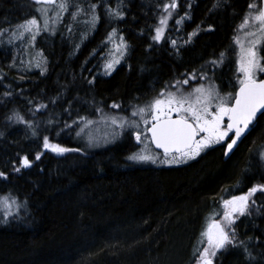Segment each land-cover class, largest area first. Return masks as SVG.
<instances>
[{"label":"trees","instance_id":"1","mask_svg":"<svg viewBox=\"0 0 264 264\" xmlns=\"http://www.w3.org/2000/svg\"><path fill=\"white\" fill-rule=\"evenodd\" d=\"M260 1L177 0L166 39L156 43L151 37L171 0H67L55 30L35 32L27 47L29 36H13L21 23L39 16L38 5L0 0V172L7 176L0 177V194L22 205L6 222L0 217V264H164L172 250L179 257L173 264H198L206 247L202 233L221 216L222 200L264 184V112L229 157L225 141L172 165L128 162L137 147L131 129L94 149L79 122L113 104L123 112L149 101L221 53L223 62L212 75L227 88L237 62L234 35L248 5ZM86 4L97 6L99 19L83 25L74 10ZM117 10L122 20L110 14ZM118 38L121 60L107 74L106 55ZM172 39L179 51L168 43ZM13 113L23 122L9 121ZM44 137L76 151L54 153L43 147ZM25 156L27 168L21 166ZM250 211L239 216L235 233L251 257L228 246L214 264H264L259 192L250 198Z\"/></svg>","mask_w":264,"mask_h":264},{"label":"snow or ice","instance_id":"2","mask_svg":"<svg viewBox=\"0 0 264 264\" xmlns=\"http://www.w3.org/2000/svg\"><path fill=\"white\" fill-rule=\"evenodd\" d=\"M33 2L36 5L45 6L57 4V0H33ZM178 6L177 0H171V3L163 5V11L166 15L160 18L159 26L154 29L155 34L151 37L154 42L160 43L166 39L164 34L167 29V21ZM58 7L61 11H67V0H60ZM96 7V5H91L93 13H95ZM248 7L256 8L257 6L249 4ZM37 10L44 15L43 27L47 30V9L38 8ZM110 14L116 19L122 20L124 18V13L119 10ZM75 15L76 13H73V18H75ZM57 16H59V13H57ZM184 18L177 19L176 24H180ZM254 18L260 24V31H264V7L259 9ZM92 19L95 22L99 17L94 14ZM244 24H248L247 18H245ZM18 27L29 33L35 29L38 33L41 25L35 17H32L25 20ZM115 31L113 29V33ZM192 35H195V33H192ZM32 38L35 39V36ZM236 42L239 43L238 40ZM168 43L176 51H179L175 39L168 41ZM255 46V41H253L252 45L244 51L239 62V72L243 73V79L239 81V91L232 98L231 104L219 97L214 86L204 87L201 85L187 94L181 90V86L187 85L189 80H210L206 72L201 69L200 72H192L184 80L177 81L175 85H172L176 88L175 92L161 91L158 97L148 104L142 107H133L130 115L131 117H140L139 121L129 118L111 119L110 122L117 130V134L131 129L137 144H143L146 140H150L157 149L163 150V159H161L160 154L153 155L147 149H144L130 154L126 160L133 164H156L158 161L169 165L186 163L187 160L194 159L210 146L229 140L230 142L225 146L227 152H231L233 146L236 145L241 136L249 129V125L256 119L257 113L264 110V79L257 80L256 78L257 71L264 72V67L261 66V58L258 56L257 51L254 50ZM126 47L125 45V51ZM223 57L224 54L221 53L219 59L211 61L210 64L214 67L218 63H222ZM115 63H119V61L117 60ZM105 68L114 70L113 63L106 64ZM107 74H111L110 71ZM5 95H11V93L6 92ZM111 107L119 108L120 106L113 104ZM39 110L40 107H37L36 111ZM146 114L149 118H145ZM8 120L17 123L23 122L22 117L16 113L9 116ZM80 120L85 121L86 118L81 117ZM51 122L49 121V123ZM74 123L77 122L74 121ZM28 126L31 127L30 124ZM77 134L79 135V133ZM94 143V141H89L90 145ZM43 147L57 154L76 151L75 149L62 147L59 144H52L47 137H44ZM35 159L39 160L40 156L37 155ZM21 166L25 168L31 166L27 156L22 158ZM14 171L19 172L20 168L16 167ZM0 177L7 179L4 172H0ZM258 192L264 196V184L251 187L246 195L233 197L223 202L225 207V211L221 214L223 221L213 220L206 231L202 233L206 237L207 246L199 251L198 264H214L217 253H222L228 246H239L251 257L244 241L237 238L234 225L238 216L251 215L249 210L250 198ZM251 205L253 208L256 207L255 200H251ZM7 207L11 208L12 204L9 202ZM18 210L19 205H17ZM9 215H12V213H5V222Z\"/></svg>","mask_w":264,"mask_h":264},{"label":"rangeland","instance_id":"3","mask_svg":"<svg viewBox=\"0 0 264 264\" xmlns=\"http://www.w3.org/2000/svg\"><path fill=\"white\" fill-rule=\"evenodd\" d=\"M59 3H60V0H57L56 5H47V6L39 5V6H37V9L38 8H46L47 9V18H48V29L47 30H49V31L55 30L57 23H59L61 21V19L64 16V13H67V11H61L59 9V7H58ZM254 4L257 7L251 8L245 14L246 15L245 18L248 19V24L247 25L244 24V20H245V18H244L243 22L240 25V28L238 29V31L234 35V40H233V44L231 45V49L234 47V50L236 53L235 59L237 62H236L235 67H234L235 71L231 75L232 81H231V79L230 80L228 79L229 81H228L227 88H224L221 85L220 86L218 85V80L215 78V76L212 75V73H214L215 70L220 68V67L216 68V65L213 67L210 64V62H211V60H210V61L206 62L204 65H202V69L206 72L207 76L210 77V80H208V81L189 80V83L187 85L181 86V90L185 94L192 92V90L194 88L200 87L201 85H203L204 87L214 86L219 97L221 99H223L225 102L231 104L233 95L235 93V90L232 88V84L235 83V85L237 86L238 84H240L239 81L241 79H243V73L239 72V62L243 56L244 51L247 50V48H249L252 45L253 41H255V45H256L254 50L257 51L258 56L261 58V66L264 67V59H263V56H264V54H263L264 31H260V24L254 18L255 15L258 14V11L261 7L259 6L258 3H254ZM73 7H75V6H73ZM78 9H79V11H78ZM81 9H82L84 15L82 14ZM74 12L77 13L76 17L82 18V20L84 21L83 25H85V22L88 24V22L93 18V15L96 14V11H95V13H93L92 8L88 7L87 4H86V6H84L82 8H75ZM57 13H59V16H57ZM44 18L45 17L41 12H39V16L36 17V19L40 22V25H41L40 29H44V27H43ZM88 29L90 30L91 28H88ZM35 32H36L35 29L31 33H29L27 31H25L24 29L20 28L19 31H17L13 37H14V39L22 38V40H25L29 36L30 40L29 41L27 40L24 43L28 47L29 44H31L33 42L32 37L35 36L34 35ZM165 33H167V32L165 31ZM164 35H166V34H164ZM118 40L119 41L116 42L113 49L108 51V53L106 55V60H105V65L111 62V63H113V68H115L116 65L118 64V63H115V61L118 60L120 62L121 56H122V51H123V45L121 43V40L119 38H118ZM237 40L239 41V43L236 42ZM23 46H25V45H23ZM26 48H24V50L27 51ZM213 60H218V59H213ZM227 60H228V57L225 60L224 67L227 66V64H226ZM203 66H206V67L203 68ZM217 66H220V63H218ZM106 71L111 72L112 70L106 69ZM200 71H201V69H198V70L192 71V72L198 73ZM192 72H190V73H192ZM262 73H264V72L257 71L256 78L259 77ZM186 78H187V76H186ZM175 84H176V82H174L173 84H169L167 88H165L161 91L175 92L176 88L172 87V85H175ZM230 88L233 89L234 91L231 90ZM158 94L156 96L152 97L149 101H146L143 103H138V104L134 103V105H132V106H127L123 112H118L117 109H119V108H112L110 106L109 109H107V110L105 109L103 111H100L93 116H83L84 118H86V120L79 122L80 124H79L78 130L84 135V137H85L84 141L88 142V146H91L94 149L109 145L111 142H114L115 140L119 139V137H118V139L116 138L117 137V130L111 124V122H110L111 119L115 118L117 120H120L123 118H131L130 113H131V109L133 107H136V106L142 107V106L148 104L154 98H157ZM145 118H149L147 116V114L145 115ZM135 120L139 121L140 117H135ZM133 137H134V135L132 136V138ZM90 140L94 141L95 143L93 145H90L89 144ZM61 146L64 147L63 145H61ZM144 149H147L153 155L160 154L161 159H163L162 152L154 149L153 146L151 145L150 140H146L143 144H137V147L134 149L133 152L136 153V152H139V151L144 150ZM262 155L264 157V149L262 151ZM189 160H191V159H189ZM189 160H187V161H189ZM157 163L164 164V163H160L159 161ZM164 165H169V164H164ZM242 193H245V192H242ZM17 200L18 199H16L15 197H13L11 195H8V194H6V195L2 194L1 195L0 194V217L5 219V213L11 212L12 215H9L7 217V219L12 218L13 215H15L16 212H18L20 210V208L22 207V205H20V203ZM9 202L12 204L11 208L7 207V204ZM17 205H19L18 211H17ZM249 210H250V205H249ZM190 246L193 248L194 242L191 243ZM206 246H207V244H206ZM192 252H193V250H192ZM177 258L179 259V257L177 256V253H175L174 250H172V251H170L169 254L165 255L166 261L164 262V264H173L174 262H176L178 260ZM174 260H176V261H174Z\"/></svg>","mask_w":264,"mask_h":264},{"label":"water","instance_id":"4","mask_svg":"<svg viewBox=\"0 0 264 264\" xmlns=\"http://www.w3.org/2000/svg\"><path fill=\"white\" fill-rule=\"evenodd\" d=\"M32 1H33V0H32ZM262 7H264V0H261V8H262ZM260 79H264V76L258 78L257 80H260ZM239 88H240V85L238 86L235 95L238 93ZM262 112H264V110H261V112H258V113H257L256 119L253 121L252 124L249 125V129L246 130V132L244 133V135L241 136V138L237 141L236 145L233 146V149H232L231 152H227V149H226V146H225V151H224V153H225V157H229V156L233 153V151L236 149V147L239 145V143L242 141V139H243V138H244V137L250 132V130L252 129L253 124L257 121L258 117L261 115ZM174 118H175V117H174ZM228 142H230V140H229ZM228 142H227V143H228ZM152 145H153V147H154L156 150H158V151H163L162 149H157L153 143H152ZM226 152H227V154H226Z\"/></svg>","mask_w":264,"mask_h":264},{"label":"flooded vegetation","instance_id":"5","mask_svg":"<svg viewBox=\"0 0 264 264\" xmlns=\"http://www.w3.org/2000/svg\"><path fill=\"white\" fill-rule=\"evenodd\" d=\"M224 201H225V200H222V205H223V206H224V203H223ZM224 211H225V207H224L222 213H223ZM221 218L223 219L222 215H221ZM221 218H220V219H221ZM222 219H221V221H222Z\"/></svg>","mask_w":264,"mask_h":264},{"label":"bare ground","instance_id":"6","mask_svg":"<svg viewBox=\"0 0 264 264\" xmlns=\"http://www.w3.org/2000/svg\"><path fill=\"white\" fill-rule=\"evenodd\" d=\"M263 113V112H262Z\"/></svg>","mask_w":264,"mask_h":264}]
</instances>
